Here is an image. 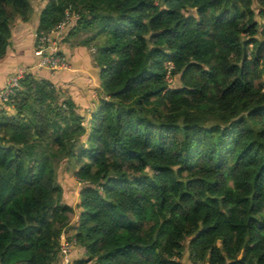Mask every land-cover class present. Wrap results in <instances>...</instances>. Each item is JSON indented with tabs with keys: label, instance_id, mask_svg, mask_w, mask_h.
<instances>
[{
	"label": "trees",
	"instance_id": "16d2710c",
	"mask_svg": "<svg viewBox=\"0 0 264 264\" xmlns=\"http://www.w3.org/2000/svg\"><path fill=\"white\" fill-rule=\"evenodd\" d=\"M31 8L0 0V60ZM67 11L101 97L86 118L27 73L0 103V264H58L65 239L73 264H264V0H47L38 31Z\"/></svg>",
	"mask_w": 264,
	"mask_h": 264
},
{
	"label": "crops",
	"instance_id": "0c3cea01",
	"mask_svg": "<svg viewBox=\"0 0 264 264\" xmlns=\"http://www.w3.org/2000/svg\"><path fill=\"white\" fill-rule=\"evenodd\" d=\"M46 3L47 0H32L28 19L26 21L17 20L10 49L7 56L0 60V90L5 87L10 76L18 70H25L40 79L51 81L66 99L71 98L77 104L80 113L85 116V111L91 112L98 105L101 97L99 67L91 51L92 48L79 45L78 38L72 37L62 39L63 41L59 43L61 53L69 63L68 69L54 72L39 68L40 57L36 54L35 35L38 32L40 16ZM73 181L78 186L77 205L82 186L78 184L76 178ZM68 205L72 206L70 203ZM74 223L75 221L72 224ZM70 233L73 234V232ZM84 252L83 249H75L74 246L71 260L74 262L83 258ZM58 264H63L61 257Z\"/></svg>",
	"mask_w": 264,
	"mask_h": 264
},
{
	"label": "built area",
	"instance_id": "2783aa9c",
	"mask_svg": "<svg viewBox=\"0 0 264 264\" xmlns=\"http://www.w3.org/2000/svg\"><path fill=\"white\" fill-rule=\"evenodd\" d=\"M74 16L67 11L66 16L50 32H36V54L40 57L39 68L48 69L50 71L59 72L68 69L69 63L65 56L61 53L59 43L67 34L68 29L74 23ZM94 54L96 49H91ZM172 69V65L169 66ZM27 74L25 70H18L7 80L3 89L0 90V103H8L21 89V80ZM76 242L63 240L60 247V256L63 264H73L71 260L72 250Z\"/></svg>",
	"mask_w": 264,
	"mask_h": 264
},
{
	"label": "rangeland",
	"instance_id": "374dc122",
	"mask_svg": "<svg viewBox=\"0 0 264 264\" xmlns=\"http://www.w3.org/2000/svg\"><path fill=\"white\" fill-rule=\"evenodd\" d=\"M85 37H86L85 34H81L77 38H78V41H80L81 38H85ZM91 48H94V46ZM89 115H90V112L85 111V116H89ZM58 172H59L58 173V182L62 185L63 190H64L63 203H65V204L70 203L73 207H75L77 200H78V195H79L78 194V186L76 184H74L75 181H73V179L75 180V178H74L75 168H73V165L71 164V162L64 161L58 167ZM75 220H76V218L73 217L71 223H73ZM187 254H188L187 252L184 254V258L182 259V261H184L185 264H192L190 261H188V255Z\"/></svg>",
	"mask_w": 264,
	"mask_h": 264
}]
</instances>
